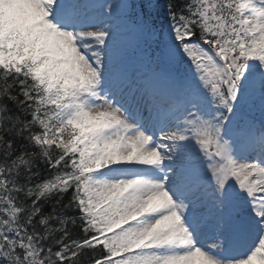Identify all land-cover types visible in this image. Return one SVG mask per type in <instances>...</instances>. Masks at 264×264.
Segmentation results:
<instances>
[{"label": "snow or ice", "instance_id": "1", "mask_svg": "<svg viewBox=\"0 0 264 264\" xmlns=\"http://www.w3.org/2000/svg\"><path fill=\"white\" fill-rule=\"evenodd\" d=\"M0 264H264V0H0Z\"/></svg>", "mask_w": 264, "mask_h": 264}]
</instances>
